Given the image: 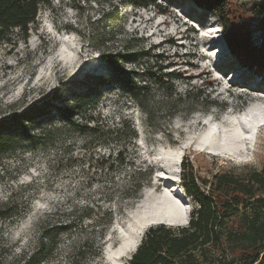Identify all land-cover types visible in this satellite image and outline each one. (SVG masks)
<instances>
[{
    "label": "rangeland",
    "instance_id": "rangeland-1",
    "mask_svg": "<svg viewBox=\"0 0 264 264\" xmlns=\"http://www.w3.org/2000/svg\"><path fill=\"white\" fill-rule=\"evenodd\" d=\"M144 1L49 0L27 39L15 31L10 43L0 42V123L32 117L44 106L54 116L55 107L64 110L79 101L80 110L73 109L75 121L98 125L95 136L73 133L64 138L72 144V163L62 142L41 145L23 137L13 146L0 143V207L11 212L0 216V264L24 261L42 234L67 227L60 230L49 264H70L73 250L79 254L76 264H126L134 253L126 251L127 242L135 238L139 245L152 226L142 224L146 211L174 203L188 213V222L166 225H188L196 202L183 187V160L198 184L219 172L262 167L263 126L241 151L212 154L200 142L205 128L199 127V120H206L219 135L216 118L233 109L226 104L239 106L233 111L240 113L254 98H262V75L235 59L218 18L205 14L194 0H152L146 8ZM263 4L232 0L230 10L233 19L244 21L251 42L264 51ZM125 52L143 54L136 65H125L136 69L135 81L149 87L147 104L156 111L152 122L127 92L99 80L113 77L105 57ZM160 78L165 85L158 83ZM169 88L174 98H181L171 116L157 107L166 101ZM47 117L35 114L33 119L36 123ZM20 123L11 130L27 127L29 135L39 134L32 123ZM123 124L131 131L122 130ZM117 132L121 138L116 143L111 135ZM119 151L123 165L113 161ZM104 161L114 171L103 169ZM161 185L166 186L163 192ZM202 189L206 195L210 191L209 186ZM92 211L96 216L91 221L87 215Z\"/></svg>",
    "mask_w": 264,
    "mask_h": 264
},
{
    "label": "trees",
    "instance_id": "trees-1",
    "mask_svg": "<svg viewBox=\"0 0 264 264\" xmlns=\"http://www.w3.org/2000/svg\"><path fill=\"white\" fill-rule=\"evenodd\" d=\"M48 1L0 0V42L10 43L15 31H18L22 38L27 39L32 26L37 22L41 6ZM194 2L204 10L205 14L212 13L218 18L225 42L235 59L254 73L261 74L264 79V51L251 42L250 32L244 21L233 19V11L230 10L232 0H194ZM151 4L152 0H146L142 7L146 8ZM105 17L111 20V13L107 12ZM142 56L140 52L136 54L125 52L119 54V57L106 56L105 61L113 77L105 75L99 80L103 85L115 83L121 90L127 92L152 122L156 111L154 105L147 104L149 87L146 83L135 81L136 69L130 70L125 65L129 62L136 65L142 60ZM161 76L163 77L162 73ZM158 83L165 85V81L161 78ZM174 94L171 90L166 95V101L158 102L159 106L156 105L158 108L164 107L170 116L175 110L173 105L181 101V98H174ZM60 102L66 103L62 99ZM78 102H75L77 107H74L75 103L66 104L64 110L55 107L57 114L54 116H50L48 113L50 111L47 112V106H44L34 115L38 114L41 117L42 114H47L48 117L36 123L33 119L34 115L0 123V143L13 146L21 142L23 137L30 142L35 140L41 145L62 142V147L69 153L68 160L72 163L74 160V157L70 156L72 144L64 138L73 133H78L80 136H95L98 133V125L92 127L88 122L84 124L75 121L73 109L80 110ZM53 120L60 121V125H55ZM24 121L35 125L39 134L34 137L29 135L27 127H22L20 132L11 130L23 126L20 122L24 123ZM4 128L7 131L2 133ZM126 129L131 131L129 126L123 124L122 130ZM120 133L112 134V140L118 142L121 138ZM122 155L120 151L117 152L113 161L125 164ZM109 162H102V168L114 171V166ZM181 168L185 192L196 202L188 225L173 227L161 223L150 226L128 264H264V163L260 169L251 168L238 174L219 172L211 181H203V185L196 182L192 167L186 166L184 160ZM137 182L134 181L140 188L141 185ZM202 186H209L210 191L207 195L203 193ZM7 207H0V216L11 215ZM94 216L96 215L92 211L87 215V219L92 221ZM233 220H236L237 224L234 225ZM65 229L70 228H60L56 232L42 234L35 251L23 257V264H49L58 247L60 230ZM88 244L86 243L85 246ZM99 248L97 249L101 250ZM72 253L74 259L70 264H76V257L79 254H75V250ZM99 254L98 252L97 256ZM17 261L18 264L21 262V260Z\"/></svg>",
    "mask_w": 264,
    "mask_h": 264
},
{
    "label": "bare ground",
    "instance_id": "bare-ground-1",
    "mask_svg": "<svg viewBox=\"0 0 264 264\" xmlns=\"http://www.w3.org/2000/svg\"><path fill=\"white\" fill-rule=\"evenodd\" d=\"M212 41L215 42L214 40ZM215 47L216 44L214 43L212 48H209V50ZM221 57L223 58L224 56ZM243 74V72L238 73V78L242 79ZM258 93L262 98H254L251 103L246 105L244 111L242 110L240 111V113L236 112L237 110L233 111V109H239V106L237 107L234 103L226 104L229 106V108L233 109L229 111L223 118H216L215 123H217V125H219L220 127L218 131L219 135H217V132L214 130L211 123H208L206 120H199V127L205 128V132L200 136V142L206 147V152L212 154L213 151H241V147H246L251 143L254 137L255 130L259 126H261V122L262 120H264V91H260ZM211 115L215 116L214 113H212ZM174 161H176L175 158ZM152 162L157 165L155 159H152ZM165 188V185H161L160 191H165ZM180 210L181 209H179L178 205L174 203L168 205H159L154 210L151 209L150 211L145 212L144 216H142V224H185L189 219L188 213H184ZM137 247L138 243L136 239L132 238L127 242L125 248L126 251H129V249H131L132 252H135ZM123 254L126 255L125 253Z\"/></svg>",
    "mask_w": 264,
    "mask_h": 264
},
{
    "label": "snow or ice",
    "instance_id": "snow-or-ice-1",
    "mask_svg": "<svg viewBox=\"0 0 264 264\" xmlns=\"http://www.w3.org/2000/svg\"><path fill=\"white\" fill-rule=\"evenodd\" d=\"M261 126H264V120H262V122H261Z\"/></svg>",
    "mask_w": 264,
    "mask_h": 264
},
{
    "label": "water",
    "instance_id": "water-1",
    "mask_svg": "<svg viewBox=\"0 0 264 264\" xmlns=\"http://www.w3.org/2000/svg\"><path fill=\"white\" fill-rule=\"evenodd\" d=\"M164 224V223H163Z\"/></svg>",
    "mask_w": 264,
    "mask_h": 264
}]
</instances>
